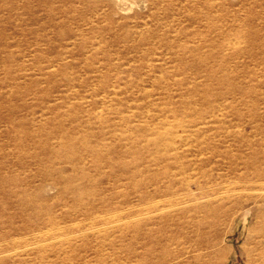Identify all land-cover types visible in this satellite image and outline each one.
<instances>
[{"label":"rangeland","instance_id":"obj_1","mask_svg":"<svg viewBox=\"0 0 264 264\" xmlns=\"http://www.w3.org/2000/svg\"><path fill=\"white\" fill-rule=\"evenodd\" d=\"M253 172L264 0H0V264H264ZM123 199L129 258L71 231Z\"/></svg>","mask_w":264,"mask_h":264},{"label":"bare ground","instance_id":"obj_2","mask_svg":"<svg viewBox=\"0 0 264 264\" xmlns=\"http://www.w3.org/2000/svg\"><path fill=\"white\" fill-rule=\"evenodd\" d=\"M256 174L257 173L255 172L250 174L244 185L245 188L251 192L254 189H264V183L260 182L259 180V178L262 177L258 176L260 174ZM150 194L151 192H145L144 194L138 195L136 199L139 202H143L145 198L150 196ZM251 194L252 195H250L249 197L253 198L254 194ZM125 201L128 200L123 199V201L120 202L118 206L116 205L114 207H100L94 209L95 212L93 213L92 217H85L86 219L84 220V225H78L75 223V225L72 226L71 231L75 234H78L77 236L86 237L89 230L90 233L93 234L92 237L96 238L97 247L92 245L91 248L97 254L104 248L110 247L111 249L113 248V252H118V254H123L125 255V257L129 258L133 253L132 245L137 241L135 240L137 236V229H139V226L144 225L142 222L138 221L132 223L133 220L130 218H134L136 215H148L153 211L158 210L159 207L148 206L142 208L141 210H136L135 208H124L121 203L128 204V202ZM103 213L106 214L102 215ZM106 215L108 216L104 217ZM126 232H128L131 237L130 245H122V242L120 244L114 245V242L122 240ZM145 233V231H141L139 234H142L140 235L142 237ZM98 246H100V248H98ZM70 263L72 264V261H70L69 263L63 262V264Z\"/></svg>","mask_w":264,"mask_h":264}]
</instances>
